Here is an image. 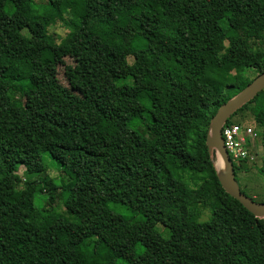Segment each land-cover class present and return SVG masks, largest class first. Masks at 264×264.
Masks as SVG:
<instances>
[{"label":"trees","instance_id":"obj_1","mask_svg":"<svg viewBox=\"0 0 264 264\" xmlns=\"http://www.w3.org/2000/svg\"><path fill=\"white\" fill-rule=\"evenodd\" d=\"M46 3L0 0V264H264V219L206 145L264 72V0ZM67 57L112 75L97 101L59 82ZM248 111L264 148V91L228 124Z\"/></svg>","mask_w":264,"mask_h":264},{"label":"rangeland","instance_id":"obj_2","mask_svg":"<svg viewBox=\"0 0 264 264\" xmlns=\"http://www.w3.org/2000/svg\"><path fill=\"white\" fill-rule=\"evenodd\" d=\"M40 3L41 11L48 8L46 0H36ZM223 26L226 23L223 22ZM68 31L61 25L56 24L49 29V34L59 43L67 35ZM251 78H255L254 71H249ZM58 80L59 82L70 89L74 94L79 97L85 98L91 102L97 101L105 88L113 81L110 73L106 72L103 68L94 65L90 61L78 58L67 57L58 66ZM33 95L31 92L27 93L23 98L21 105L25 108L31 105ZM250 112L241 113L232 119V123L239 124L243 127H251L256 131L262 129L258 127ZM252 156L255 155L253 160L245 162L240 171H237V179L243 191L250 197L254 198L259 203H264V148L260 138L253 141ZM254 154V155H253ZM215 161V164L217 163ZM44 164L47 167V173L51 178H58L60 173L53 166L52 160L48 156H44ZM238 164V163H236ZM25 170L17 173L18 180H25ZM56 207L62 214L65 213L62 201H56ZM125 211L124 207H121ZM58 212V213H59ZM158 231L163 232V227L158 226ZM165 232V231H164ZM165 235L167 233L165 232ZM169 236V234H168Z\"/></svg>","mask_w":264,"mask_h":264},{"label":"water","instance_id":"obj_3","mask_svg":"<svg viewBox=\"0 0 264 264\" xmlns=\"http://www.w3.org/2000/svg\"><path fill=\"white\" fill-rule=\"evenodd\" d=\"M262 91H264V72L256 76V78H254L245 89L218 109L217 113L209 123L206 138V145L209 153L212 155L213 152H215L216 157L219 154L225 165L223 174H220L218 171L219 181L222 188L257 219H264V203L256 202L242 192L240 185L236 180L234 163L223 143L222 129L224 125L228 123L233 114L254 100Z\"/></svg>","mask_w":264,"mask_h":264},{"label":"built area","instance_id":"obj_4","mask_svg":"<svg viewBox=\"0 0 264 264\" xmlns=\"http://www.w3.org/2000/svg\"><path fill=\"white\" fill-rule=\"evenodd\" d=\"M223 143L233 163L241 164L253 160V141L259 138L258 131L239 124H225L222 129ZM254 161V160H253Z\"/></svg>","mask_w":264,"mask_h":264},{"label":"bare ground","instance_id":"obj_5","mask_svg":"<svg viewBox=\"0 0 264 264\" xmlns=\"http://www.w3.org/2000/svg\"><path fill=\"white\" fill-rule=\"evenodd\" d=\"M217 163H216V168L217 170L220 172V174H223L224 173V170H225V165L220 157V155L218 154L217 156Z\"/></svg>","mask_w":264,"mask_h":264}]
</instances>
